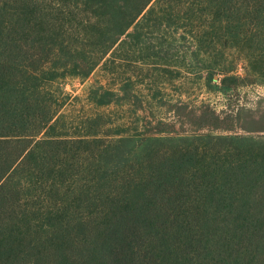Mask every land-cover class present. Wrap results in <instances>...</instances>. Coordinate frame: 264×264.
Segmentation results:
<instances>
[{
    "label": "trees",
    "instance_id": "1",
    "mask_svg": "<svg viewBox=\"0 0 264 264\" xmlns=\"http://www.w3.org/2000/svg\"><path fill=\"white\" fill-rule=\"evenodd\" d=\"M181 10L264 57V0H0V264H264V135L158 151L129 169L99 137L51 133L67 70L88 77L124 34ZM231 70L219 71L224 87L248 77ZM77 143L111 155L110 173L98 161L100 177H82L81 153L66 177Z\"/></svg>",
    "mask_w": 264,
    "mask_h": 264
},
{
    "label": "rangeland",
    "instance_id": "2",
    "mask_svg": "<svg viewBox=\"0 0 264 264\" xmlns=\"http://www.w3.org/2000/svg\"><path fill=\"white\" fill-rule=\"evenodd\" d=\"M180 12V17L170 19L153 15L141 25L138 36L124 34L126 43L107 54L88 77L67 70L61 89L55 88L64 104L51 133L99 137L98 143H111L114 161L129 169L158 151L198 143L205 147L218 137L264 135V57L252 58L262 51L261 44L250 43L249 37L207 34L203 18ZM77 21L78 17L71 25L74 40L83 27ZM93 48L89 45L86 54L90 56ZM77 60L81 70L84 62ZM222 69L248 77L224 87ZM98 150L96 143L70 146L69 158L62 159L65 176L79 166L81 153L80 163L89 167L82 177H100L91 172L98 161L107 176L111 155L101 157ZM72 156L78 158L74 164Z\"/></svg>",
    "mask_w": 264,
    "mask_h": 264
}]
</instances>
